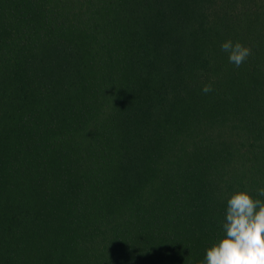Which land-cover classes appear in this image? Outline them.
I'll use <instances>...</instances> for the list:
<instances>
[{
  "label": "trees",
  "instance_id": "1",
  "mask_svg": "<svg viewBox=\"0 0 264 264\" xmlns=\"http://www.w3.org/2000/svg\"><path fill=\"white\" fill-rule=\"evenodd\" d=\"M258 187L264 0H0V264H198Z\"/></svg>",
  "mask_w": 264,
  "mask_h": 264
},
{
  "label": "clouds",
  "instance_id": "2",
  "mask_svg": "<svg viewBox=\"0 0 264 264\" xmlns=\"http://www.w3.org/2000/svg\"><path fill=\"white\" fill-rule=\"evenodd\" d=\"M219 48L236 68L251 55L248 46L231 38L221 41ZM211 91V84L202 85V93ZM198 264H264V187H258L255 196L237 190L227 197L219 234Z\"/></svg>",
  "mask_w": 264,
  "mask_h": 264
}]
</instances>
